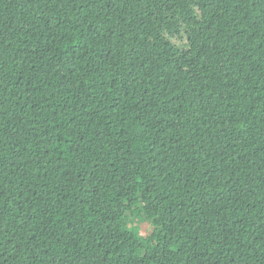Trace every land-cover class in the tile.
Wrapping results in <instances>:
<instances>
[{"label": "trees", "instance_id": "obj_1", "mask_svg": "<svg viewBox=\"0 0 264 264\" xmlns=\"http://www.w3.org/2000/svg\"><path fill=\"white\" fill-rule=\"evenodd\" d=\"M0 264H264V0H0Z\"/></svg>", "mask_w": 264, "mask_h": 264}, {"label": "rangeland", "instance_id": "obj_2", "mask_svg": "<svg viewBox=\"0 0 264 264\" xmlns=\"http://www.w3.org/2000/svg\"><path fill=\"white\" fill-rule=\"evenodd\" d=\"M141 227L143 228V230L144 231H148V232H152L151 230V226L148 224V223H146V222H143L142 224H141Z\"/></svg>", "mask_w": 264, "mask_h": 264}]
</instances>
